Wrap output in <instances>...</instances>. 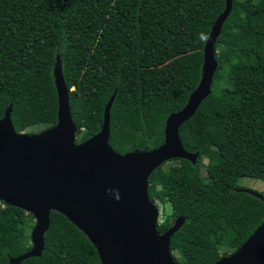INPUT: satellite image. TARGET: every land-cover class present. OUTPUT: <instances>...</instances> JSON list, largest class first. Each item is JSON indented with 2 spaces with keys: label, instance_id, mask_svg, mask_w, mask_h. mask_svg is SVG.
I'll use <instances>...</instances> for the list:
<instances>
[{
  "label": "trees",
  "instance_id": "obj_1",
  "mask_svg": "<svg viewBox=\"0 0 264 264\" xmlns=\"http://www.w3.org/2000/svg\"><path fill=\"white\" fill-rule=\"evenodd\" d=\"M226 8L227 0H0V120L11 107L18 133L55 127L59 68L78 145L101 132L114 97L112 149H157L167 119L201 82L207 40ZM215 50L212 92L180 128L197 161L171 160L149 178L152 203L169 207L158 232L184 220L172 238L178 264H216L264 223L263 200L238 185L264 182V0H232ZM50 219L43 255L21 264H102L73 222L56 211ZM35 225L1 202L0 264L32 249Z\"/></svg>",
  "mask_w": 264,
  "mask_h": 264
},
{
  "label": "water",
  "instance_id": "obj_2",
  "mask_svg": "<svg viewBox=\"0 0 264 264\" xmlns=\"http://www.w3.org/2000/svg\"><path fill=\"white\" fill-rule=\"evenodd\" d=\"M231 10L232 0H227V8L205 46L201 82L187 105L167 119L165 141L157 149L126 155L112 149L110 111L114 97L105 109L101 132L78 145L70 90L59 68L55 69L59 101L55 127L38 134L18 133L11 119L12 109H7L0 120V201L36 219L32 249L11 258L10 264L43 255L52 211L66 216L85 233L102 264H178L171 251L172 238L184 220L178 219L164 234L158 232L159 209L150 200L149 178L171 160L195 163L198 159V154L185 150L180 128L212 92L218 67L215 45ZM247 192L264 202V195ZM216 264H264V223L236 253Z\"/></svg>",
  "mask_w": 264,
  "mask_h": 264
},
{
  "label": "rangeland",
  "instance_id": "obj_3",
  "mask_svg": "<svg viewBox=\"0 0 264 264\" xmlns=\"http://www.w3.org/2000/svg\"><path fill=\"white\" fill-rule=\"evenodd\" d=\"M167 165H170V163ZM238 185L243 187V188H246V189H249L252 191H256V192L264 195V182H262L260 180H254V179H250V178H241L238 182ZM0 206H1V201H0ZM157 206L159 209V224H161L163 222V220L165 219L166 212L169 211V207L167 206L164 209L163 206L160 204H158ZM171 251H172V255H173L175 260L177 258H179L181 251H180V248L178 246H172Z\"/></svg>",
  "mask_w": 264,
  "mask_h": 264
},
{
  "label": "built area",
  "instance_id": "obj_4",
  "mask_svg": "<svg viewBox=\"0 0 264 264\" xmlns=\"http://www.w3.org/2000/svg\"><path fill=\"white\" fill-rule=\"evenodd\" d=\"M160 225V224H159Z\"/></svg>",
  "mask_w": 264,
  "mask_h": 264
}]
</instances>
